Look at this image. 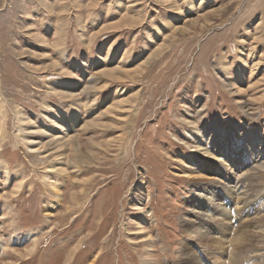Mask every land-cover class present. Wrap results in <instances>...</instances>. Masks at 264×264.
<instances>
[{
  "label": "rangeland",
  "instance_id": "obj_1",
  "mask_svg": "<svg viewBox=\"0 0 264 264\" xmlns=\"http://www.w3.org/2000/svg\"><path fill=\"white\" fill-rule=\"evenodd\" d=\"M263 164L264 0H0V264H230L242 178L264 264Z\"/></svg>",
  "mask_w": 264,
  "mask_h": 264
},
{
  "label": "bare ground",
  "instance_id": "obj_2",
  "mask_svg": "<svg viewBox=\"0 0 264 264\" xmlns=\"http://www.w3.org/2000/svg\"><path fill=\"white\" fill-rule=\"evenodd\" d=\"M185 167L188 168V169L192 168V170H193L194 166L192 167V166L189 165V167L188 166H185ZM262 168H260V169H262ZM206 169H207V167H206ZM227 176H229V175H227ZM194 177H202V175L200 173L196 172V175H194ZM229 179L232 181L233 177H229ZM229 179H228V181H229ZM234 185H235L234 186V190H233L232 195H231L232 201L229 200V202H225L224 203L223 200L220 199L219 200V204H218V200H216L217 204L221 207V208H218L220 217L217 219V222H218L217 225H218V227L220 229H224V230L228 229V233H229L230 232L229 229H231V226H230L231 224H228L226 226V224H227L226 222L228 221V223H229V221H230L229 212L227 214V209L229 211V208H227V207H229L230 202H232L231 205H235V204L239 205L236 218L238 220V225H237L238 233H240V232L241 233L238 234V236L234 237L233 240L232 239L230 240V245L233 246L234 255L237 258H239V257L242 256L241 254L245 250L247 251L245 246H246V244L248 242H250V238L252 237V234H251L252 231L251 232L248 231L249 230L248 228L252 229L253 227L250 224H249V226L247 225V220L249 221L248 217H250V214L248 215V210H247V208L245 206L246 204H244L245 202H243V200L245 198H246L245 200H248V199L250 200L251 197H252V194H249V192H248V179L247 178H245V179L242 178L241 180H235V184ZM211 193L212 192H210V191L207 192V194H209V195ZM249 200L247 202H249ZM240 203H243V204L241 205ZM199 213H200L201 216H205V217H209L210 216V215H208V213H209L208 211H202V210L199 209ZM227 216H229V217L227 218ZM202 220H204V219H202ZM185 227L187 228V232L188 233L191 234L193 232L196 235L201 236V239H203L205 242H208L209 244H210V240H211L212 242L215 243V245L218 244L219 245V246L217 245L218 247H224L223 244L228 242L227 238L225 239V236H226V232L225 231L222 232L219 235V237H218L219 239H218L215 236H213L212 234H210L209 231L207 233V228L205 227L204 223H201V225L199 226L198 229H193V224L191 226V228L193 230H190L188 228V226H186V225H185ZM234 227L236 228V226H234ZM142 241H144L145 245L147 246V249L145 250V252H146V254L148 256V250H149V247H150V244H151L150 238L146 237ZM194 242H195L194 240L187 239V242H185L184 244L181 245V256L183 257V260H184L185 264H205V263H203V262H206L205 258L203 256L199 257L197 252L194 250V247H193V243ZM198 242H200V241H198ZM200 243H202V242H200ZM202 244H204V243H202ZM249 246H251V245H249ZM237 258L234 260V262H232L230 264H238ZM148 262H149V264H154L152 259L148 260ZM220 264H222V262Z\"/></svg>",
  "mask_w": 264,
  "mask_h": 264
}]
</instances>
